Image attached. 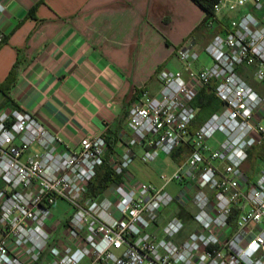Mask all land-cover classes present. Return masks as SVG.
I'll use <instances>...</instances> for the list:
<instances>
[{"label": "built area", "instance_id": "built-area-1", "mask_svg": "<svg viewBox=\"0 0 264 264\" xmlns=\"http://www.w3.org/2000/svg\"><path fill=\"white\" fill-rule=\"evenodd\" d=\"M203 25L212 40L201 48L187 38L181 70H160L159 96L144 92L131 108L128 151L108 161L120 178L110 196L86 197L107 158L104 137L72 149L33 114L0 110V264H264V160L255 177L244 171L264 140V92L252 85L264 87V0H219ZM203 53L212 64L195 69ZM205 89L222 106L191 133ZM216 133L224 140L211 148ZM185 144L190 156L160 175L161 188L131 172L134 148L150 164ZM172 183L179 195L166 190ZM59 201L72 209L65 220L53 211ZM175 202L193 203L198 226L179 244L177 218L162 237L150 232Z\"/></svg>", "mask_w": 264, "mask_h": 264}, {"label": "crops", "instance_id": "crops-1", "mask_svg": "<svg viewBox=\"0 0 264 264\" xmlns=\"http://www.w3.org/2000/svg\"><path fill=\"white\" fill-rule=\"evenodd\" d=\"M2 1L0 83L17 63L19 68L9 99L0 92V110L33 114L72 149L85 137L102 136L108 161L128 151L133 105L144 92L159 96L158 72L181 70L176 50L191 36L201 48L214 36L203 25L206 13L192 0ZM252 85L264 92L262 85ZM133 152L131 167L144 150ZM168 157L166 167L174 172L181 164ZM260 166L245 164L251 177ZM195 212L193 203L175 202L150 232L162 237L177 218L185 225L172 238L179 244L198 230ZM61 215V220L68 216Z\"/></svg>", "mask_w": 264, "mask_h": 264}, {"label": "trees", "instance_id": "trees-1", "mask_svg": "<svg viewBox=\"0 0 264 264\" xmlns=\"http://www.w3.org/2000/svg\"><path fill=\"white\" fill-rule=\"evenodd\" d=\"M197 6H199L206 16L213 14L214 7L219 0H192ZM19 63L9 73L7 79L0 83V92H2L7 99L8 91L16 81L18 75ZM222 106V103L215 97V95L209 90L205 89L201 92L198 98L193 102V107L197 111L195 119L190 127L191 133H194L199 127L208 120L215 112H217ZM191 154L190 144L180 146L172 153V158L175 162L183 164L186 162ZM264 160V140L260 145L251 148L248 151V163L251 166ZM120 182V178L114 173L109 165L108 160H105L104 164L97 169L96 177L90 182L88 187L87 198L97 199L105 191ZM184 215V210L181 212V217Z\"/></svg>", "mask_w": 264, "mask_h": 264}, {"label": "rangeland", "instance_id": "rangeland-1", "mask_svg": "<svg viewBox=\"0 0 264 264\" xmlns=\"http://www.w3.org/2000/svg\"><path fill=\"white\" fill-rule=\"evenodd\" d=\"M212 64L211 59L206 53H203L201 56V59L195 64L194 68L195 69H202L205 66H209ZM224 140V136L221 133H216L213 138L208 142V145L211 148H219L221 143ZM141 157H139L134 164L132 165L131 169L138 174L140 180L144 182H151L154 185H156L158 188H161L164 183L160 179V175L162 173H172L166 167V163L169 161V157L166 154H161L158 158V160L155 163H150V164H144L141 160ZM244 171L249 172V169L244 166ZM181 185L177 183H172L168 185L166 190L172 194L176 195L178 191L181 189ZM106 195L110 196L111 191L109 190ZM53 211L56 214L57 217L62 216L61 214H68L70 215L72 213V209L68 204L65 202L59 201L57 204L54 205Z\"/></svg>", "mask_w": 264, "mask_h": 264}]
</instances>
